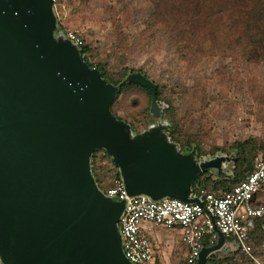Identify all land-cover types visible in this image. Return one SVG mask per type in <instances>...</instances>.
Masks as SVG:
<instances>
[{
	"label": "water",
	"instance_id": "water-1",
	"mask_svg": "<svg viewBox=\"0 0 264 264\" xmlns=\"http://www.w3.org/2000/svg\"><path fill=\"white\" fill-rule=\"evenodd\" d=\"M80 51L58 25L54 0H0L2 264H132L118 227L130 199L201 204L198 178L235 164L182 153L161 121L157 87L140 73L121 84L148 91L155 124L133 134L110 111L118 87ZM99 150L118 171L123 201L107 197L92 175ZM214 233L216 244L202 248L196 264L224 252L223 235ZM229 248L238 252L235 242Z\"/></svg>",
	"mask_w": 264,
	"mask_h": 264
},
{
	"label": "rangeland",
	"instance_id": "rangeland-1",
	"mask_svg": "<svg viewBox=\"0 0 264 264\" xmlns=\"http://www.w3.org/2000/svg\"><path fill=\"white\" fill-rule=\"evenodd\" d=\"M54 11L61 29L83 36L90 48L87 62L105 66L116 79L124 71L127 76L140 73L157 87L161 121L167 123L166 133L182 153H191L198 161L220 156L235 161L232 145L249 139L264 149V63L180 57L162 29L153 26L149 0H55ZM150 107L145 93L133 89L110 111L137 135L155 124ZM233 163L221 174L231 175ZM207 175L219 177L216 171ZM260 234L257 238L264 240ZM255 246V252L264 255H260L263 247ZM232 257L239 258L233 252L214 256L221 264H231ZM183 259L174 255L169 264H184ZM240 264L252 263L241 257Z\"/></svg>",
	"mask_w": 264,
	"mask_h": 264
},
{
	"label": "trees",
	"instance_id": "trees-1",
	"mask_svg": "<svg viewBox=\"0 0 264 264\" xmlns=\"http://www.w3.org/2000/svg\"><path fill=\"white\" fill-rule=\"evenodd\" d=\"M149 2L153 7L150 16L153 26H159L162 29L180 57L187 60L212 57L233 58L246 65L264 63V0H149ZM89 51L90 48L86 45L80 51L88 66L97 69L103 79L118 87L111 111L114 104L128 90L138 89L144 92L148 102L150 101L148 91L142 86L121 84L122 79L128 74L126 71L116 79L108 74L105 66L87 62L86 55ZM157 100H162L158 89ZM117 120L120 121V118ZM131 128H133L132 125ZM174 134L172 131L169 132L172 139L175 138ZM232 149L236 151L232 179L225 180L224 174H219L217 179L203 174L193 186V194L197 195L201 188L215 195L231 190L252 172L256 154L264 150H259L254 139L234 143ZM196 151L198 155H201L198 149ZM91 172L99 189L103 192L111 187L112 173L118 175L102 150L92 155ZM259 222L262 226L264 225L262 221H256L255 228L250 234V242L254 249L255 245L260 248L264 245V240L257 238L258 232L261 233L260 235L264 234L263 227L258 225ZM202 246L203 248L211 247L209 237L205 239ZM236 255L239 258L232 257L229 260L231 264L241 263V257L244 256L239 252ZM183 261L187 264L186 260ZM221 263L214 256L207 261V264Z\"/></svg>",
	"mask_w": 264,
	"mask_h": 264
},
{
	"label": "built area",
	"instance_id": "built-area-1",
	"mask_svg": "<svg viewBox=\"0 0 264 264\" xmlns=\"http://www.w3.org/2000/svg\"><path fill=\"white\" fill-rule=\"evenodd\" d=\"M62 30L79 49L85 45L78 31ZM108 161L112 163L110 159ZM104 194L118 201L125 200L119 174L112 173L111 187ZM195 196L201 199V204H188L175 199L159 203L144 197L130 199L118 223L126 259L132 264H155L151 239L143 228L147 225L152 229L179 231L187 264H196L206 238L209 237L211 246L216 244L215 229L225 240L235 242L240 255L249 262L264 264V255L260 257L250 242L256 221L264 219V154L257 156L252 172L231 190L215 195L201 188Z\"/></svg>",
	"mask_w": 264,
	"mask_h": 264
},
{
	"label": "crops",
	"instance_id": "crops-1",
	"mask_svg": "<svg viewBox=\"0 0 264 264\" xmlns=\"http://www.w3.org/2000/svg\"><path fill=\"white\" fill-rule=\"evenodd\" d=\"M263 220L264 219H260L258 221H263ZM259 224L262 226L261 222H259L258 225ZM261 226L259 227L261 228ZM262 227L264 231V225ZM143 228L145 233L151 239V244L155 256V264H169L170 259L174 255H176V257L178 258L179 257L184 258L183 247L180 241L179 231L152 229L147 225H143ZM225 242L226 245L223 254L228 253V251L230 250L229 245L231 242L227 240H225ZM262 254H264L263 250H262ZM183 260H185V258Z\"/></svg>",
	"mask_w": 264,
	"mask_h": 264
}]
</instances>
